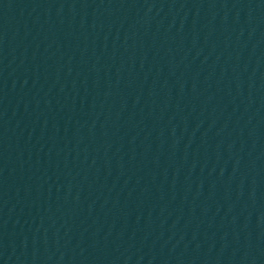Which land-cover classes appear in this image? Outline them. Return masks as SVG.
Here are the masks:
<instances>
[{"label":"water","instance_id":"water-1","mask_svg":"<svg viewBox=\"0 0 264 264\" xmlns=\"http://www.w3.org/2000/svg\"><path fill=\"white\" fill-rule=\"evenodd\" d=\"M0 264H264V0H0Z\"/></svg>","mask_w":264,"mask_h":264}]
</instances>
